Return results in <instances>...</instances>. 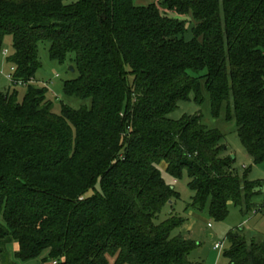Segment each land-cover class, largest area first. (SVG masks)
I'll list each match as a JSON object with an SVG mask.
<instances>
[{"label":"trees","instance_id":"16d2710c","mask_svg":"<svg viewBox=\"0 0 264 264\" xmlns=\"http://www.w3.org/2000/svg\"><path fill=\"white\" fill-rule=\"evenodd\" d=\"M6 36L12 83L27 90L0 92V264L13 240L22 260L47 252L43 264H196V242L172 235L183 218L160 220L180 198L163 163L174 179L187 173L189 207L214 220L230 202L262 211L263 183L235 167L222 131L168 114L205 90L264 161V0H0V51ZM42 42L78 72L64 93L89 104L53 110L34 83ZM226 239L229 264H264V237L239 227Z\"/></svg>","mask_w":264,"mask_h":264},{"label":"rangeland","instance_id":"374dc122","mask_svg":"<svg viewBox=\"0 0 264 264\" xmlns=\"http://www.w3.org/2000/svg\"><path fill=\"white\" fill-rule=\"evenodd\" d=\"M78 0H66L67 3L76 2ZM154 0H136L137 4H148ZM172 15V13H169ZM187 23L189 24V18ZM191 24V23H190ZM189 24V25H190ZM191 27H189V32ZM190 34V33H189ZM190 36V35H189ZM7 49L8 53L3 54ZM12 37L6 36L3 46L0 51V92H6L8 89L16 88L22 98L27 90L26 85L15 86L8 78L7 74L11 72V63L7 57L12 54ZM39 58L42 63L41 68L37 71L34 83L39 86H47L49 96L54 102L53 110L60 113L62 104H67L74 108H80L89 101L82 100L77 96H68L64 93V83L78 76V72L72 71L74 67L70 59L64 62L53 60L49 55V44L40 43ZM75 69V67H74ZM205 100L202 104H198L193 95L191 100H182L177 107L168 114L172 119H179L185 114H201L203 123L209 128H218L224 134L223 142L228 146L226 154L235 157V167L243 172L245 168L251 167L248 178L250 180H259L263 183L260 194L255 198L257 206H263L262 211L254 213L253 211L247 215H243L240 208L233 202L229 203V214L223 220H214L209 208L206 207L203 211L195 210L189 207L192 202L193 192L189 187V177L186 172L179 179H174L165 168L162 167L164 178L168 183L176 187L180 192V198L174 199L172 204H167L160 214V220H164L171 214L179 215L184 222L181 227L173 231V236L182 234L192 238L196 242V247L190 252L189 259L196 264H229V260L224 256V248L228 246L226 239L227 234L235 229L242 228L248 237H264V161L259 164H254L250 161V155L241 143L237 132L236 123L234 120H228L226 117V108L221 110L218 117L212 114L210 97L207 91L204 90ZM245 166V167H244ZM99 189V184H96ZM224 243V248L215 250L216 243ZM19 244L17 240H13L6 245V250L2 256L4 263L10 264H43L47 252H44L40 257L28 260H22L17 257ZM114 258H110V264H113Z\"/></svg>","mask_w":264,"mask_h":264},{"label":"built area","instance_id":"2783aa9c","mask_svg":"<svg viewBox=\"0 0 264 264\" xmlns=\"http://www.w3.org/2000/svg\"><path fill=\"white\" fill-rule=\"evenodd\" d=\"M8 53V50L7 49H5L4 51H3V54L4 55H6ZM14 70H15V67H11V72L10 73H8L7 74V76H8V78L11 80V81H13V72H14ZM258 211L257 210H255L254 211V213H257ZM214 248L215 249H222V248H224V243L222 242V243H216L215 245H214ZM225 249V248H224Z\"/></svg>","mask_w":264,"mask_h":264},{"label":"crops","instance_id":"0c3cea01","mask_svg":"<svg viewBox=\"0 0 264 264\" xmlns=\"http://www.w3.org/2000/svg\"><path fill=\"white\" fill-rule=\"evenodd\" d=\"M249 160L253 162V159H252V157H250V159H249ZM162 166H163V168H166V164H165V163H163V164H162ZM244 167H245V166H244ZM258 212H259V211H258ZM258 212H257V213H258ZM214 249H215V248H214ZM215 250H218V249H215Z\"/></svg>","mask_w":264,"mask_h":264},{"label":"water","instance_id":"95a60500","mask_svg":"<svg viewBox=\"0 0 264 264\" xmlns=\"http://www.w3.org/2000/svg\"><path fill=\"white\" fill-rule=\"evenodd\" d=\"M72 71H75L74 67H71ZM172 202V201H171Z\"/></svg>","mask_w":264,"mask_h":264}]
</instances>
